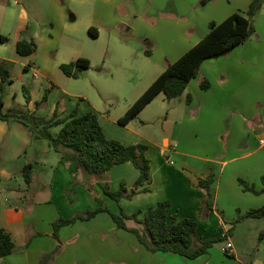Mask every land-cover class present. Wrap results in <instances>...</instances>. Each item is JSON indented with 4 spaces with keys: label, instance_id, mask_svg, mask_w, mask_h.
Masks as SVG:
<instances>
[{
    "label": "crops",
    "instance_id": "1",
    "mask_svg": "<svg viewBox=\"0 0 264 264\" xmlns=\"http://www.w3.org/2000/svg\"><path fill=\"white\" fill-rule=\"evenodd\" d=\"M82 1L83 3L87 1L91 6L88 19L83 25L73 22L76 19L74 13L70 23L64 5L60 1L58 3L51 0L52 7L60 12L62 30L68 35L65 39L72 45L74 43L76 45L80 40L85 41V36L91 35L90 28L98 34L97 37L91 35L92 37H101L103 29L118 19L116 10L121 0ZM230 1L232 2L227 4L228 7L218 9L221 14L219 18L207 17L203 27L198 23L200 13L204 12L198 8V0H194L193 3L184 1L178 6L168 8L175 19H169L162 24L159 22L152 28L150 34H147L162 43H171L170 35L175 34V41L183 42L175 48L178 51L176 58H165L166 68L208 33L207 23L216 19L218 22L225 20L240 8L249 7L252 0ZM163 6L167 7L165 4ZM69 8L71 7L68 4L67 10L70 11ZM263 8L264 5L259 11L261 12ZM141 10L142 6L139 11ZM192 10L196 12L194 18L184 17ZM125 11L131 12L133 8L129 6ZM42 17V14L31 15L22 9L15 32L17 42L21 39H34L37 44L39 28L45 19ZM127 21L128 19L120 22V26L126 25ZM130 30L131 28L127 26L126 31ZM25 32L27 35L23 37ZM3 39L5 41L4 37ZM239 46L241 45L236 48ZM34 53L29 55L32 57L29 63L36 61ZM241 57H247L246 60H242L243 64L236 66L238 68L236 71L244 79L241 85H211L207 90L200 89L212 96L210 99L196 98L187 93L192 96V101L186 104L188 105L187 111L185 110L186 115L188 114L186 120L189 118L195 120L204 112L208 113L210 107L216 103L221 111L217 121L221 124L234 122L231 127L219 129L220 137L224 136L232 141L223 144L221 151L218 150L215 156L181 148L180 138L178 143L171 140V133L167 130L170 126L166 125L170 124L171 110L166 116H158V122L162 127L161 141L144 131L148 120L141 119V116L162 93L134 120L124 126L123 130L116 127V121L120 117L112 119L110 115L103 113L101 116V111L93 104L83 112L92 111L97 114L108 138L117 139L126 145L137 143L147 145L146 154L151 160V182L140 187L133 198H124L120 201L124 212L125 202L139 200L136 209L143 211L139 216L143 218L146 209L156 206L160 201L169 200L171 220L192 218L197 221L199 238L208 240L226 235L225 240L215 243L224 245L215 248L214 244L208 253L195 259L170 252H150L139 242L135 234L119 228L108 212H100L90 220L77 221L61 228L63 249L54 264H264V238L260 240V234L264 230V218H246L236 222L239 210L245 212L252 207L264 205V193L246 192L239 183V179L243 178L258 190L263 188L264 142L261 140H264V43L256 45L251 51L243 52ZM46 64H49V61L44 58L42 65ZM255 67H258L257 73ZM50 82V86L46 88L53 89L57 86L51 80ZM24 87L31 97L26 110L32 114L37 107L33 89ZM214 96L216 99H212ZM183 98L187 101L186 91L179 100L182 101ZM233 110L238 114L231 115ZM138 119L141 120V125L134 129L133 124ZM56 127V132H51L55 136L61 126ZM183 131L182 128L181 132ZM43 139L33 131L27 135L23 129H18L12 120H0V227L8 230L16 243V251L0 257V264H37L41 255L54 249L58 243L51 236L54 222L62 217L72 218L78 213L100 206H108L114 212H119V205L104 193L100 183L109 184L113 191L119 190L122 183H125L128 190H132L140 176L139 169L130 162L117 164L101 175H89L77 169L72 157L56 152L47 140L48 144L43 143ZM16 161L20 162L18 167L15 166ZM25 165L32 166L30 183H27L24 177ZM210 171L215 175L217 173L216 181L210 187V192L214 187L216 190L215 196L211 193V207L202 203L206 191L199 186L200 181ZM144 188L147 190L142 191ZM244 192L253 195H248L251 199L250 206H242L238 202V199L244 196ZM221 195L231 199L233 203L231 210H224L219 205ZM240 237H243V241L239 243ZM228 239L233 247L226 252L223 248Z\"/></svg>",
    "mask_w": 264,
    "mask_h": 264
},
{
    "label": "rangeland",
    "instance_id": "2",
    "mask_svg": "<svg viewBox=\"0 0 264 264\" xmlns=\"http://www.w3.org/2000/svg\"><path fill=\"white\" fill-rule=\"evenodd\" d=\"M56 1H60L64 5L70 23H72L70 18L73 13L76 16L73 22L83 25L87 21L91 7L87 1L84 3L82 0ZM184 1L193 3L194 0H121L116 10L117 21L105 27L101 37L94 38L87 35L85 41L80 40L76 45L75 43L72 45L65 39L68 35H66V31L62 30L61 24L63 23L60 21V12L52 7L51 0H0V65L9 69L12 78V82L6 85L2 93L4 110L15 108L22 113H28L23 87L33 89V97L37 102L42 100L48 89L46 86H50L51 80L57 86L50 89L47 100L36 107L31 116L49 120L55 112L59 117H64L76 108H78L79 114H85L83 112L90 104H93L101 111V116L103 113L110 115L112 119L122 117L129 106L166 69L165 61L167 59L165 58L177 57L178 51L175 48L183 42H176L175 34L170 35L171 43H162L155 40V37L150 38L147 34H150L152 28L159 22L162 24L169 19H175V16L169 13L168 8L178 6ZM231 2L230 0H211L204 4L202 0H198V8L204 11L200 13L198 23L203 27L207 17L219 18L221 14L218 9L228 7L227 4H231ZM68 4L71 7L70 11L67 10ZM163 4L167 7H164ZM129 6L133 8L132 13L125 11L129 9ZM140 6H142L141 11H139ZM248 8H240L237 12L245 13ZM22 9L27 10L31 15L42 14V19L45 18L39 28L38 46L34 53L36 61L31 63H29V59L32 57L20 55L16 50L15 32ZM195 15V10H192L184 17L191 19ZM126 19H128L126 25L120 26V22ZM209 23H207V28H209ZM253 24L255 32L247 41L240 44L241 46L227 55L206 60L202 64L197 76L189 82L186 95L190 93L196 98L206 99L209 97L210 99L212 96L201 91L202 89L207 90L201 86L204 81L210 82V85H241L244 82L242 75L236 71L238 69L236 66L243 64L242 60H246L247 57L240 58L243 52L251 51L256 45L264 43V8L254 16ZM127 26L131 28L128 32L126 31ZM99 27L101 28L102 24ZM162 27L164 26L160 28ZM24 34L23 37L27 35L26 32ZM1 37L5 38L4 42ZM168 53L169 55H166ZM78 57L89 59L90 69L86 70L79 78L67 76L60 69V64L75 61ZM44 58L49 61V64L42 65ZM32 67L38 69V77L34 76ZM255 68L257 73L258 67ZM179 99L180 97L168 100L162 93L141 116V119L148 120L144 131L161 141L162 127L158 122V116H166L171 110L170 124H166L170 127H167V130L171 133V140L178 143L180 138L181 148H189V151L198 154L215 156L214 154L218 150L221 151L220 148L223 144L232 141V139L228 140L227 137L218 135L221 127H231L234 122L221 124L217 121L221 111L215 105L216 103L210 107L208 113L204 112L195 120L190 118L186 120V117L188 118V114L185 113L188 108L187 101L184 98L182 101ZM212 99H216V96ZM224 104L226 108V102ZM238 111L240 112L239 109ZM237 114L235 110L231 112V115ZM234 118L236 120L237 116ZM140 121L138 119L134 122V129L141 125ZM12 122L18 129H23L29 135L30 127L17 119H12ZM55 127L49 128L50 132L55 133L57 129ZM116 127L119 130L124 129V126L118 124V121H116ZM182 128L183 132H181ZM43 143L48 144L46 139H43ZM19 164L20 162L16 161L15 166L18 167ZM214 176V181H216L217 173L216 175L214 173ZM211 193L215 196V187ZM243 195L238 199V202L242 206H250L251 199L248 195H253L245 192ZM230 200L225 195H221L219 205L224 210H231L233 203ZM138 206L139 200L127 201L125 202V212H137ZM238 241L242 242L243 237H240ZM222 245L224 243L214 246L217 248Z\"/></svg>",
    "mask_w": 264,
    "mask_h": 264
},
{
    "label": "trees",
    "instance_id": "3",
    "mask_svg": "<svg viewBox=\"0 0 264 264\" xmlns=\"http://www.w3.org/2000/svg\"><path fill=\"white\" fill-rule=\"evenodd\" d=\"M211 0H202L206 4ZM264 0H253L245 13L235 12L225 20L218 22L212 20L209 23L208 33L190 50H188L177 61L170 64L163 73L146 89V91L130 106L126 113L118 119V124L127 126L134 120L160 93H164L168 100L181 97L189 82L195 78L202 64L209 59L218 58L229 54L238 45L247 41L255 32L253 24L254 16L259 12ZM92 36L97 37L93 28L89 29ZM4 42L3 37H1ZM37 49L34 39H21L16 43V50L20 55L29 56ZM150 52V51H148ZM91 62L87 58H78L69 63L60 64V69L69 77L79 78L90 69ZM12 82L9 69L0 65V120L17 119L31 128L41 138L46 139L49 145L63 156L74 159L78 170L101 175L113 166L125 162L132 163L140 171V176L135 182L134 188L128 190L125 183L117 191H113L109 184L100 183L104 193L114 199L119 205V212H114L108 206H100L94 210L78 213L72 218H60L53 223L51 236L58 242L49 252H45L39 258L37 264H54L56 258L61 254L63 245L60 238L62 227L87 221L100 212H108L119 228L125 229L136 235L150 252H170L190 259L198 258L206 253L217 242L226 239V235L208 240H202L197 235V221L192 218H182L178 221L171 220L169 200L160 201L156 206L149 207L144 211L143 218H139L141 210L127 214L120 206L124 198H133L140 187L151 182V160L147 156V145L143 143L126 145L121 141L108 138L99 122L95 112L79 114L78 108L69 115L59 117L57 112L49 119H38L31 114L22 113L19 109L9 108L4 110L3 91L8 83ZM202 88L208 89L210 82L204 81ZM26 102L31 97L23 87ZM48 88L41 101L36 102L40 106L47 100ZM192 101V96L187 95V102ZM61 126L59 133L53 135L49 128ZM24 177L27 183L32 181V166L25 165ZM214 173L210 171L199 183L206 191V197L202 199L203 204L211 207L210 187L214 182ZM264 184V177L262 178ZM240 185L246 192L254 194L264 193V187L258 190L243 178L239 179ZM144 188L142 191H146ZM246 218H264V205L250 208L245 212L238 211L236 222ZM264 238V230L260 234V240ZM16 251V243L10 232L0 227V257L7 256Z\"/></svg>",
    "mask_w": 264,
    "mask_h": 264
},
{
    "label": "built area",
    "instance_id": "4",
    "mask_svg": "<svg viewBox=\"0 0 264 264\" xmlns=\"http://www.w3.org/2000/svg\"><path fill=\"white\" fill-rule=\"evenodd\" d=\"M32 69L34 70V76H35V77H38V75H39L38 69L35 68V67H32ZM261 142L263 143L264 140H261ZM171 163H173V161H171ZM232 247H233V244H232V242L228 239L227 242H226L225 247L223 248V250L226 251V252H228V251L231 250Z\"/></svg>",
    "mask_w": 264,
    "mask_h": 264
}]
</instances>
